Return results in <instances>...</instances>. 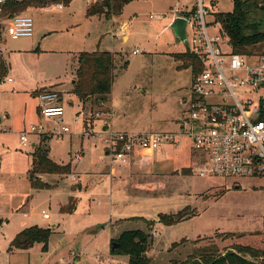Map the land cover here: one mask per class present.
<instances>
[{"label": "rangeland", "instance_id": "obj_1", "mask_svg": "<svg viewBox=\"0 0 264 264\" xmlns=\"http://www.w3.org/2000/svg\"><path fill=\"white\" fill-rule=\"evenodd\" d=\"M92 1L50 0L46 6L22 10L33 17V36L13 38L5 30L7 19L0 17L5 30L1 45L9 66L6 77L13 79L0 84V217L4 219L0 264H128V255L111 249L113 240L129 229L151 234L152 264L186 260L208 244L223 253L254 257L236 246L264 248L263 178L245 177L235 183L232 178L191 172L196 156L186 138L179 146L163 144L148 154L104 166L109 161L102 159L105 143L99 132L177 130L188 116L192 72L174 53L187 52L190 41L177 43L170 26L178 0H130L121 13L109 18L88 15ZM195 2L181 0L180 10ZM204 2L210 9L209 33L216 34L217 12L231 11L233 0ZM150 14L163 18L152 19ZM188 35L192 36L190 30ZM93 51L114 53L115 76L106 101L95 96L85 103L87 110L101 115L87 134L74 80L80 52ZM36 90L57 92L64 115L41 116ZM32 125L44 134L31 133L30 145L24 146L19 132ZM64 126L69 130L59 134ZM43 138L49 157L70 164L72 173L43 174V181L54 186L37 189L31 186L29 171L33 142ZM78 184L82 188L71 194L73 209L63 211L70 190ZM186 206L195 214L174 225L159 221V213H176ZM33 225L51 229L48 249L42 242L29 249H10L14 235Z\"/></svg>", "mask_w": 264, "mask_h": 264}, {"label": "built area", "instance_id": "obj_2", "mask_svg": "<svg viewBox=\"0 0 264 264\" xmlns=\"http://www.w3.org/2000/svg\"><path fill=\"white\" fill-rule=\"evenodd\" d=\"M6 1L0 0V12ZM180 1L172 21L177 16L186 18V42L190 41L187 51L196 55L200 64L197 73L189 67L192 72L189 114L180 121L177 130L99 132V140L105 143V158L112 164L128 156L148 154L163 144L179 146L181 138H186L196 156V162L189 167L191 172L199 176L232 178L235 183L245 177L264 179V53L245 55L234 51L220 21L217 22L219 32L209 33L210 9L204 0H196L187 10H180ZM150 18L162 19L163 15L150 14ZM5 30L13 38L33 36V17L28 13L16 14L7 20ZM189 30L192 32L190 38ZM138 52L139 49L134 50ZM12 80L5 76L0 78V84ZM38 96L41 116L61 118L64 115L57 92L46 90ZM79 113L85 116L86 133H92L93 120L99 118L100 113L87 110L85 106ZM68 130L69 127L64 126L59 134ZM31 133L44 134L36 125L21 130L24 146L30 145ZM245 258L253 264H264V254Z\"/></svg>", "mask_w": 264, "mask_h": 264}, {"label": "trees", "instance_id": "obj_3", "mask_svg": "<svg viewBox=\"0 0 264 264\" xmlns=\"http://www.w3.org/2000/svg\"><path fill=\"white\" fill-rule=\"evenodd\" d=\"M67 3L71 0H65ZM130 0H95L87 9L88 15H105L108 18L121 13L123 6ZM50 0H7L1 5L0 17L9 19L22 10L35 6H46ZM217 20L221 21L226 35L234 51L245 54L264 53V0H233V9L227 12H217ZM4 25L0 23V44L4 36ZM174 56L182 60L184 67H192V72L200 70L199 60L193 53L177 52ZM127 66V61L124 67ZM9 66L6 58L0 52V78L6 76ZM115 55L111 51L80 52L75 81V91L79 94L85 105L90 98L98 97L101 102L108 99L114 83ZM40 90H36L38 94ZM41 139L33 153L32 168L29 171L31 186L37 189L51 188V184L40 179L43 173L66 174L71 171L70 164H60L49 157V149ZM187 169V168H186ZM185 170V169H183ZM190 170V169H189ZM191 171V170H190ZM73 197L69 198L63 211H71L74 206ZM195 212L186 206L176 213H159V221L165 225L177 224ZM142 218V217H141ZM148 225L153 222L147 220ZM51 229L33 225L21 230L11 240L10 249H29L36 242L43 243V249H48ZM113 241L119 242L120 247L111 249L112 253L126 254L129 256L128 264H152L148 255L153 239L151 234L142 229L124 230ZM239 252H249L252 255L264 254V248L255 249L249 245H237ZM170 264H253L244 256L228 251L223 253L215 244L200 247L188 255L186 260L172 259Z\"/></svg>", "mask_w": 264, "mask_h": 264}, {"label": "water", "instance_id": "obj_4", "mask_svg": "<svg viewBox=\"0 0 264 264\" xmlns=\"http://www.w3.org/2000/svg\"><path fill=\"white\" fill-rule=\"evenodd\" d=\"M171 28L174 31L175 34V41L179 43L180 41L186 42L187 41V32H186V26H187V20L185 17L177 16L173 22L171 23ZM75 82V80H74ZM238 187V186H237ZM120 247V243L114 241L112 244V249H117Z\"/></svg>", "mask_w": 264, "mask_h": 264}, {"label": "crops", "instance_id": "obj_5", "mask_svg": "<svg viewBox=\"0 0 264 264\" xmlns=\"http://www.w3.org/2000/svg\"><path fill=\"white\" fill-rule=\"evenodd\" d=\"M92 2H93V1H92ZM59 4H61V3H59ZM185 10H187V9H185ZM124 23L127 24V22H124ZM125 29H126V27L123 28L122 33L125 32ZM122 36L125 37V34H123ZM0 48H1V53L4 55V47H2L1 44H0ZM12 81H13V80H12ZM12 81H11V82H12ZM6 83H7V82H5L4 84H6ZM1 85H3V84H1ZM49 87H55V86H49ZM61 100H62V97L59 99V101H61ZM84 106H85V105L83 104V107H84ZM109 114H110V113H109ZM107 126H108V125H105V126H104V129H105V128H108ZM119 130H125V129H119ZM40 141H41V139H40L39 141H34V142H33V146L36 147V145L39 144ZM74 156H76V155H74ZM81 157H82L81 155H77V158H81ZM102 159H106V158H105V154L102 155ZM112 164H113V163H112ZM112 164L109 163V162H107V163L104 164V166L111 167ZM70 167H71V166H70ZM102 168H103V166H102ZM183 169H184V168H183ZM183 169H182V170H183ZM70 172L72 173V167H71V171H70ZM43 174H46V173H43ZM43 174H40V175H39V177H40L41 180H43ZM52 174H59V173H52ZM66 174H68V173H66ZM60 175H64V174H60ZM75 179H76V178H75ZM53 186H54V185H52L51 187H53ZM81 188H82V185H81V184H78V187H77V189H76L75 191L70 190L69 196H70V197H73V196H71V194L74 195V194L76 193V191H77L78 189L80 190ZM69 196H68V197H69ZM0 218H1V223H3V222H4V219H3L2 217H0ZM118 223H119V222H118ZM15 236H16V235H14V237H15ZM14 237H13V238H14ZM13 238H12V239H13ZM148 255H149V254H148Z\"/></svg>", "mask_w": 264, "mask_h": 264}]
</instances>
